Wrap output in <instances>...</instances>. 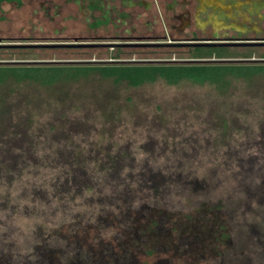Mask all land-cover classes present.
Returning a JSON list of instances; mask_svg holds the SVG:
<instances>
[{
  "label": "rangeland",
  "instance_id": "374dc122",
  "mask_svg": "<svg viewBox=\"0 0 264 264\" xmlns=\"http://www.w3.org/2000/svg\"><path fill=\"white\" fill-rule=\"evenodd\" d=\"M69 7L0 29L14 44L0 63L72 65L50 82L0 81V264H264V46L193 49L253 59L242 75L214 63L170 83L168 69L131 65L133 86L85 61L113 50L72 44L85 31Z\"/></svg>",
  "mask_w": 264,
  "mask_h": 264
},
{
  "label": "flooded vegetation",
  "instance_id": "af4514ba",
  "mask_svg": "<svg viewBox=\"0 0 264 264\" xmlns=\"http://www.w3.org/2000/svg\"><path fill=\"white\" fill-rule=\"evenodd\" d=\"M66 6H70V27L85 31L74 37L72 44L88 50H113V56L85 60L97 66L244 64L253 61L213 54L196 56L193 49L264 46V0H0V29L10 25L36 27L44 23L39 19L59 15V8ZM24 8L28 17L19 11ZM47 22H54V18L48 17ZM5 39L0 36V46L14 45ZM128 46L187 47L194 56L119 58L122 48ZM256 60L262 62V58Z\"/></svg>",
  "mask_w": 264,
  "mask_h": 264
},
{
  "label": "trees",
  "instance_id": "16d2710c",
  "mask_svg": "<svg viewBox=\"0 0 264 264\" xmlns=\"http://www.w3.org/2000/svg\"><path fill=\"white\" fill-rule=\"evenodd\" d=\"M212 53V52H211ZM210 53V54H211ZM195 54V53H194ZM207 55V56H210ZM196 55V54H195ZM212 55V54H211ZM196 56H201V55H196ZM40 64V63H0V81H5L6 78L9 77H14L16 80H22V79H33L35 80L36 78H42V80L45 82L46 80H53L55 77L62 76V73L64 70H66L68 67L72 68L70 64ZM70 65V66H67ZM254 64H247V63H235V64H230V65H188V66H181V65H170V66H159L157 69L163 71L168 69L170 72V79H168V82L170 83H175L177 79L175 77H191L195 78V80H198L197 76L198 74L203 75V77H207L208 75V70L214 67L218 68H226L227 70H232L234 72V75H242L243 70H248L249 68L251 69ZM67 66V68H66ZM257 66V65H255ZM264 66V65H263ZM126 67V68H125ZM129 66H99L96 67L95 69L97 71L102 72L104 75H112L115 76V80L118 79H125L130 85H136V80L133 78L134 74L132 73V69H127ZM139 67V66H138ZM136 67L137 69H139ZM259 68H263L261 64H259ZM137 69L135 70V74L137 72ZM86 70V68H85ZM72 71H77L78 70H70V73ZM84 72V71H83ZM233 75V76H234ZM174 77V78H173ZM197 78V79H196ZM202 78V77H201ZM81 160V158L79 157ZM82 161V160H81ZM153 221V220H151ZM153 224H157L155 221H153ZM64 246H70L74 247V249L79 248L78 244L75 243H70V241H65ZM59 247V246H57ZM50 253L54 252L56 248L50 247ZM48 255V259L50 260L49 256H53L52 254ZM55 256H53L54 258ZM51 258V259H53ZM99 260V259H98ZM32 264V263H30ZM50 264H58V260L56 261L55 259L51 261Z\"/></svg>",
  "mask_w": 264,
  "mask_h": 264
},
{
  "label": "water",
  "instance_id": "95a60500",
  "mask_svg": "<svg viewBox=\"0 0 264 264\" xmlns=\"http://www.w3.org/2000/svg\"><path fill=\"white\" fill-rule=\"evenodd\" d=\"M251 60H253V59H251ZM262 60H264V59H262ZM49 62V61H48ZM50 62H57V61H50ZM65 62V61H64ZM3 63V62H2ZM37 63V62H36Z\"/></svg>",
  "mask_w": 264,
  "mask_h": 264
}]
</instances>
